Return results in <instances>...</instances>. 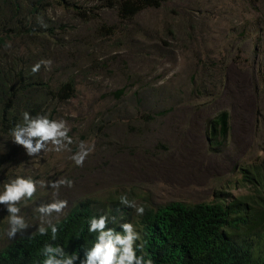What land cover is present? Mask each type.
<instances>
[{"label": "rangeland", "instance_id": "374dc122", "mask_svg": "<svg viewBox=\"0 0 264 264\" xmlns=\"http://www.w3.org/2000/svg\"><path fill=\"white\" fill-rule=\"evenodd\" d=\"M68 1L82 5L88 15L79 17L53 5L40 24L55 27L56 36L63 33L58 38L66 46H49L43 57L51 62L43 64L45 80L67 75L66 67L83 54L73 74L78 83L74 98L53 104L57 114L52 120L66 122L72 143L65 141L67 147L59 152L49 143V150L29 156L12 135L0 134V194L17 177L38 182L34 196L16 204L28 227L18 228L14 238L7 235V205L0 204V250L48 221L60 220L82 200L116 204L125 210L119 214L132 220L136 208L121 203L122 196L137 207L156 208L208 201L218 190L243 193L232 183L238 165L250 162L264 147V103L254 104L240 87L264 57V38L244 39L243 67L234 65L239 39L233 35L228 48L225 38L230 27H239V9L231 4L238 0H168L129 21H121L102 0ZM102 26H111L112 34L99 35ZM22 44L16 40L7 55L19 53ZM256 46L261 50L255 53ZM226 49L232 56L223 60ZM206 56L210 61L203 64ZM222 110L230 113L231 130L227 142L213 149L205 138L206 125ZM82 145L93 150L77 166L72 157ZM59 180L72 186L52 188L50 182ZM57 200L67 201L62 213L42 216L38 211Z\"/></svg>", "mask_w": 264, "mask_h": 264}, {"label": "trees", "instance_id": "16d2710c", "mask_svg": "<svg viewBox=\"0 0 264 264\" xmlns=\"http://www.w3.org/2000/svg\"><path fill=\"white\" fill-rule=\"evenodd\" d=\"M102 1L105 7L116 12L121 21H129L147 9H159L168 2ZM231 4L239 9V27H230L225 41L229 48L234 42L233 35L239 39V60L233 61L241 69L245 61L241 43L248 36L264 38V0H238V4ZM53 5L70 9L79 17H86L89 13L82 5L72 4L67 0H0L2 135L9 136L18 125L24 126L23 116L26 112L33 119L44 117L48 113V119L52 120L53 115L57 114L56 110L53 112L57 107L53 104L66 102L74 98L77 92L78 83L73 74L78 69V61L83 59L82 53L75 55L77 60L66 67L67 75L55 80L47 81L43 78L44 63H41L39 71H32L35 64L44 61L43 57L49 53L51 44L66 47L64 38H58L60 35L65 36L63 33L56 36L55 27L45 28L40 24L48 8ZM235 8L229 10L233 11ZM99 31H105L106 36L113 32L111 26L97 28V32ZM16 40L23 43L18 49L19 53L13 51L7 55V48H11L12 44L15 46ZM82 45L89 47L90 44L84 42ZM260 47L256 46L254 52L261 50ZM221 53L224 54L221 57L223 60L232 56L229 49ZM262 53L264 54V49ZM258 60L260 65L256 71L240 87L241 90L246 88L254 104L261 101L264 103V57H259ZM206 61H210L208 56L203 64ZM220 64L223 65L222 60ZM196 69L198 71L199 65ZM121 95L122 91L116 92V97ZM52 105V111L48 112ZM144 117L151 119V116ZM230 130V113L227 110L218 112L207 122V143L213 149L221 147L227 142ZM236 170L238 174L232 184L236 189L242 187L245 190L241 194L233 195L218 190L208 201H177L156 208L144 206L143 215L136 214L132 220L120 215L119 211L125 210H121L116 204L99 206L96 202L82 200L70 208L64 217L52 223L58 229L55 239L50 225L44 227L47 229L46 234L36 231L21 235L0 250V264H43L47 258L43 251L46 245L60 247L68 255H78L79 259L74 264H80L97 235L89 233V221L92 217L99 218L101 215L108 216L107 227L121 234V224H133L140 235V239L134 244L136 255L144 256L145 260L151 259L153 264H264V147L250 162L238 165ZM51 255L61 259L55 252Z\"/></svg>", "mask_w": 264, "mask_h": 264}, {"label": "clouds", "instance_id": "9594fccd", "mask_svg": "<svg viewBox=\"0 0 264 264\" xmlns=\"http://www.w3.org/2000/svg\"><path fill=\"white\" fill-rule=\"evenodd\" d=\"M41 63L50 64V61H42L33 66V73L39 71ZM24 126H17L13 129L11 135L13 141L23 146L26 149L27 155L36 156L42 151L49 150L48 144L54 146V150L59 152L61 149L66 148L67 144H71L72 140L68 137L67 132L69 129L66 127V122L49 120L47 117H37L31 118L26 112L23 116ZM81 151L77 153L72 159L75 161L77 166H83V162L87 155L93 150L89 148L87 150L83 149L81 146ZM37 181L32 178L17 177L10 183L5 184L4 192L0 194V204L7 205V211L9 213V224L10 230L7 232L9 238H14L19 229H26L28 225L26 224L24 218L18 213L20 209L16 207V204L21 202L22 198L26 197L31 199L37 190ZM41 186L44 185L40 182ZM50 185L54 189H58L61 185L72 186V182L68 180H59L55 182H50ZM121 203L136 208L138 215H143L144 208L142 206L137 207L134 203L128 201L126 196H122ZM67 207L66 200H57L53 203L42 205L39 207L38 211L44 216L45 214L51 216L53 212L60 214ZM108 216L101 215L99 218L92 217L89 221V233H97L95 242L92 247L85 252V257L80 261V264H153L151 259L145 260L144 256H137L134 250V244L140 239L139 233L135 230L133 224L123 223L120 225L123 234L115 231L113 228L107 227ZM113 219H115L113 217ZM51 226L53 239L58 231L55 225ZM40 234H46L47 229L43 226L38 229ZM45 256L47 257L43 264H74V262L79 259L78 255H68L60 247H52L51 245H46L43 249ZM57 253L61 259H57L51 253Z\"/></svg>", "mask_w": 264, "mask_h": 264}]
</instances>
